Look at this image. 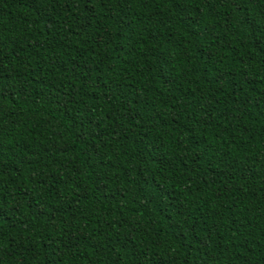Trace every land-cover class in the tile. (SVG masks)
I'll return each mask as SVG.
<instances>
[{
  "label": "trees",
  "instance_id": "trees-1",
  "mask_svg": "<svg viewBox=\"0 0 264 264\" xmlns=\"http://www.w3.org/2000/svg\"><path fill=\"white\" fill-rule=\"evenodd\" d=\"M0 264H264V0H0Z\"/></svg>",
  "mask_w": 264,
  "mask_h": 264
}]
</instances>
